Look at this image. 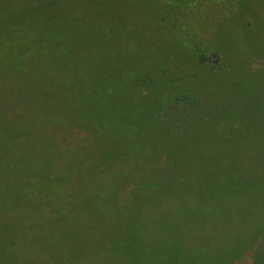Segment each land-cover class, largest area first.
I'll list each match as a JSON object with an SVG mask.
<instances>
[{"label": "rangeland", "instance_id": "374dc122", "mask_svg": "<svg viewBox=\"0 0 264 264\" xmlns=\"http://www.w3.org/2000/svg\"><path fill=\"white\" fill-rule=\"evenodd\" d=\"M201 1L175 20L176 11L171 15L162 0H0V264H51L52 251L66 254L62 243L48 241L52 231L65 234L66 244L74 240L71 256L80 257L81 247L89 250L87 264L112 259L92 253L97 242L79 240L103 231L114 243L121 231L122 242L131 245L126 264H164L179 243L197 249L205 240L209 250L223 242L215 236L222 227H199L212 209L230 204L219 191L191 193V206L185 188L165 191L203 175L193 162L209 167L207 178L222 176L228 161L252 171L255 165L256 174L264 170V0H238L233 12ZM205 48L218 69L196 59ZM143 75L154 78L162 96H151V102L142 96L137 82ZM173 89L190 95L178 128L189 127L186 138L171 126L160 132L146 125L155 101L168 104ZM58 109L66 120L49 118ZM78 118L89 125L84 143L78 136L65 138L67 124ZM180 144L186 146L175 160L146 150ZM148 159L161 169L165 191L153 187L142 207L118 209L110 183L107 191H90L92 177L80 173L83 162L120 160L122 166L97 176H118L116 185ZM172 163L183 165L172 171ZM68 178L75 179L74 203L62 181ZM261 190L259 185L231 199L235 212L264 211ZM63 219L71 225L57 231ZM240 264H251L250 255Z\"/></svg>", "mask_w": 264, "mask_h": 264}, {"label": "trees", "instance_id": "16d2710c", "mask_svg": "<svg viewBox=\"0 0 264 264\" xmlns=\"http://www.w3.org/2000/svg\"><path fill=\"white\" fill-rule=\"evenodd\" d=\"M54 1V0H51ZM193 1V2H192ZM208 0H203L201 3H205ZM164 2V5L169 8V13L172 15V11L175 10L176 13L173 15L174 19L177 20L180 17L183 18L185 16V12L190 10L191 6L190 4L196 3L197 0H162ZM209 2L212 3L214 6V9L217 11H222L225 9V12L234 11L235 6L238 3V0H209ZM51 3V2H50ZM194 7V6H193ZM183 21H181L182 23ZM180 23V24H181ZM174 25L177 28V24L174 23ZM211 50L208 49H201L197 51L196 59L204 64L207 68L211 69H218L220 65L215 64L213 61H211L212 55L209 54ZM218 54V53H217ZM138 86L141 88L140 93L142 96L147 99L148 101L151 96L154 95V97L158 98L162 96V93L160 94L159 88L156 89L154 86V78L148 77L146 75H143L141 80L137 82ZM153 87V89H152ZM156 89V90H155ZM170 92V102L168 104H164L162 101H155L156 108L153 112H151L148 116H145L146 125L147 123L152 126L155 131H165L168 128V126H171L172 128H175L176 130L181 126L180 122L185 120L186 116L188 115V109L185 106V102H187L190 99V95H188V92H175L173 90H169ZM180 93V94H179ZM140 94V95H141ZM43 101V100H42ZM151 102V101H150ZM23 105V104H22ZM74 109L76 110V106H73L68 103L67 108L68 109ZM37 108V106H36ZM61 109H58L56 112L51 111L49 113V118L52 121H59V120H66V116H63L60 113ZM36 112V110H35ZM75 112H67L66 115L72 116L74 118ZM39 117L36 115L35 119L37 120ZM143 118V116L140 118V120ZM25 120V117H24ZM80 119L78 118V121ZM139 120V121H140ZM36 123V122H35ZM80 123L84 122H75L67 124L66 127H68V130L66 128V136L65 138H68L71 135H74L77 137L78 141L80 143H84L85 140L83 139L82 132L86 131L88 132L89 125L85 122L82 127L79 126ZM137 123V122H136ZM42 126V123L40 124ZM189 127L185 126L184 129H178L180 136L186 138L185 132L187 131ZM185 140V139H184ZM73 143L70 142L69 150L72 152V154L75 156V152L71 149V146ZM186 146V144H180V145H164L163 147H154L146 146V150L149 151H157L160 150V156L161 160L169 159L170 156H173L174 160L176 157H180V148ZM37 148V147H36ZM162 151V152H161ZM66 152L68 153V149H66ZM66 155V153H65ZM167 156V158H164V156ZM66 157V156H65ZM68 157V156H67ZM51 161L50 163H54L53 160L55 159L53 155H50ZM73 158V156H72ZM258 163V159L256 158ZM120 160L111 161L109 163L106 162H100L97 163H90L86 164L83 162V167L80 170V173L86 176H91L92 179L89 180V186L88 190H104L107 187V184L110 183L111 189V195L114 198V202L116 203V207L118 209H125L127 205H130L132 208L142 207L145 204L146 198L149 196V193H155L153 191V187H156L158 185V189L165 191L164 188V181H161L159 179V173L161 172V169L159 170L158 167L155 169L156 163H153L151 159L146 160L145 162H138L134 165V167L131 169L130 173H125L124 176L121 179H118V184L116 185L112 182V180L115 179H99L97 178L100 174H107V171L109 167H113V165L116 166H122V164H119L118 162ZM69 161L66 160L63 162L65 164V167L67 166V163ZM264 162V161H263ZM62 163V162H61ZM174 164L178 167L180 166V163H172L171 170L173 171ZM97 165V166H95ZM64 167V168H65ZM161 167V166H160ZM194 169H202L203 175H200V177H195L190 182V185H187L189 183H186L184 185H176L173 189L166 190L165 192L167 194H176L178 191L183 190L185 188L186 195L183 196L184 198H187V203L189 206L191 204H195L196 200L194 197L192 198L191 193H196L198 195H201L205 192L215 191L220 194V197L224 200L230 201V204L227 208H224L223 210L220 209H212V212L210 215L205 216L204 220V227L199 225L200 229L203 232L207 231L212 228V226H215V231L219 227H222L221 230L215 232V236L222 238L223 242L208 250V246L205 243V240H203L202 244L198 246L197 249L187 248L185 245H181L182 243L177 244V246H173L169 252L168 257L164 258V264H226L225 262H230V264H240V262L246 257H251V264H264V211H251L246 210L241 212H235V208L231 205V199H235L240 195L246 194L249 190H255L256 188L261 185V191L264 193V170H260L258 174L254 173V167L252 168L253 171L246 165V166H236L234 163H230L229 161L226 163V170L225 173L222 174V176L218 177H208L210 170L208 166H205L203 163H200V165L197 167L196 163L193 162ZM239 167V168H238ZM242 167V168H241ZM247 167V168H246ZM63 168V169H64ZM86 169H89L88 172H86ZM128 169V168H127ZM250 169V170H249ZM156 173V174H155ZM221 175V174H220ZM65 176V175H64ZM121 176V173H120ZM206 176V177H205ZM205 177V178H204ZM66 180L67 188L66 189V197L68 202L75 201V197H73V191L74 189H71L70 186H72L70 183L71 181H75V179H63L62 181ZM120 182V183H119ZM114 187H113V186ZM188 186V187H187ZM128 188V189H127ZM107 191V189H106ZM135 191V192H133ZM222 193V194H221ZM127 194V195H126ZM126 195V196H125ZM190 197V198H189ZM134 198V199H133ZM143 201V202H142ZM74 203V202H73ZM125 207V208H124ZM54 217V216H53ZM201 221L203 222L202 218ZM209 221V222H207ZM207 222V224H206ZM71 224L65 223L64 219L62 220L61 224H59L57 231H61L62 229L69 228ZM47 226H50L47 224ZM198 225H195L192 227V234H196V227ZM206 226V227H205ZM115 231L117 230L114 228ZM112 230V229H111ZM107 232H99L96 239H88L87 237L79 239L82 243H86L89 245L90 242H97L96 245L93 247L92 253H99V255L104 256L106 253L111 254L110 263L109 264H126L127 257H130L132 254L130 253L129 246L122 242V234L121 231L119 232L118 238L116 242H109V235ZM49 235V242H51L54 246V244L62 243L66 254L60 255L55 252H51V264H87V259H89V256H87V253H89V250L83 249L81 247V254L80 257H74L71 256L68 253V244L73 242L72 239L70 242L66 244L65 239L60 236H56V233L53 231L48 234ZM219 235H222L220 237ZM102 241V242H101ZM85 246V245H84ZM95 246H97L95 249ZM86 247V246H85ZM87 248V247H86ZM53 249V248H52ZM105 252V253H104ZM208 254V257L205 256ZM222 254V255H221ZM224 259L226 260L225 262ZM133 259H131L132 261Z\"/></svg>", "mask_w": 264, "mask_h": 264}]
</instances>
